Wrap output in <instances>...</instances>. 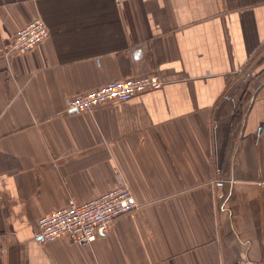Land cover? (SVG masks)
<instances>
[{
	"label": "crops",
	"instance_id": "crops-1",
	"mask_svg": "<svg viewBox=\"0 0 264 264\" xmlns=\"http://www.w3.org/2000/svg\"><path fill=\"white\" fill-rule=\"evenodd\" d=\"M35 17L48 37L12 53ZM157 72L92 113L70 94ZM128 185L90 245L39 216ZM0 264H264V0H0Z\"/></svg>",
	"mask_w": 264,
	"mask_h": 264
},
{
	"label": "built area",
	"instance_id": "built-area-1",
	"mask_svg": "<svg viewBox=\"0 0 264 264\" xmlns=\"http://www.w3.org/2000/svg\"><path fill=\"white\" fill-rule=\"evenodd\" d=\"M48 28L35 17L15 30L10 39L12 53H25L44 41ZM163 85L157 72L106 82L96 88L65 97L66 110L92 113L96 109L125 102ZM138 208L128 185L118 183L83 202L69 204L45 213L37 219V237L43 242L66 237L79 245H90L114 218Z\"/></svg>",
	"mask_w": 264,
	"mask_h": 264
}]
</instances>
